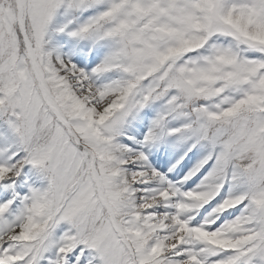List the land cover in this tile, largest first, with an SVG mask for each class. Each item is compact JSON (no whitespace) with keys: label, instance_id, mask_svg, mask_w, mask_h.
<instances>
[{"label":"snow or ice","instance_id":"1","mask_svg":"<svg viewBox=\"0 0 264 264\" xmlns=\"http://www.w3.org/2000/svg\"><path fill=\"white\" fill-rule=\"evenodd\" d=\"M0 264H264V0H0Z\"/></svg>","mask_w":264,"mask_h":264}]
</instances>
